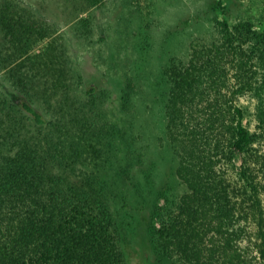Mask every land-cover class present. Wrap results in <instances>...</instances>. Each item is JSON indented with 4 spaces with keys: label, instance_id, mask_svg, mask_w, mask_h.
I'll return each instance as SVG.
<instances>
[{
    "label": "trees",
    "instance_id": "trees-1",
    "mask_svg": "<svg viewBox=\"0 0 264 264\" xmlns=\"http://www.w3.org/2000/svg\"><path fill=\"white\" fill-rule=\"evenodd\" d=\"M102 5L66 0L64 30L0 0V264H130L139 224L160 264H264V22L207 1L162 62L149 14L118 91L69 51Z\"/></svg>",
    "mask_w": 264,
    "mask_h": 264
},
{
    "label": "rangeland",
    "instance_id": "rangeland-1",
    "mask_svg": "<svg viewBox=\"0 0 264 264\" xmlns=\"http://www.w3.org/2000/svg\"><path fill=\"white\" fill-rule=\"evenodd\" d=\"M30 1L53 19L60 21L62 29L68 28L66 22L70 21L75 11L74 8L67 9L66 0H53L51 3L45 0ZM207 1L211 0H104V5L96 9L101 31L96 33L93 41L87 43L72 36L69 51L78 57V62L90 83H112L119 91L124 83L122 71L133 70L134 62H130V55L142 54L138 44L130 48L133 43L130 41V34L132 37L133 33L148 32L145 18L153 13L157 16L154 24L157 26H153L149 33H152L154 39L159 37L161 40L158 47L162 53V62L174 54L185 56L189 51V43L197 36L207 34L206 29H211V18H205L193 26L188 25L175 34H172L171 30L175 31L177 21L185 20L190 12L200 13L201 5ZM226 3L233 17L252 16L264 22V0H226ZM101 36H104L106 41H101ZM245 102L254 106L251 98H246ZM148 238L145 226L139 224L134 231L130 264H160L159 256L154 252Z\"/></svg>",
    "mask_w": 264,
    "mask_h": 264
}]
</instances>
